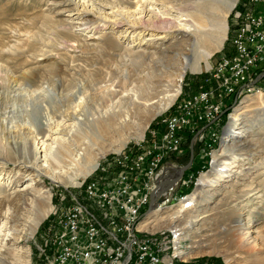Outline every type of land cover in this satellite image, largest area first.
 <instances>
[{
	"label": "rangeland",
	"instance_id": "obj_1",
	"mask_svg": "<svg viewBox=\"0 0 264 264\" xmlns=\"http://www.w3.org/2000/svg\"><path fill=\"white\" fill-rule=\"evenodd\" d=\"M74 1L0 0V66L3 68L0 69V73L4 72L0 75L2 86H5L6 83L8 85L10 82L8 80H14L16 86L19 83V86H22V84L24 85L22 82L32 78L33 87L44 88L43 85H45L46 92L57 79H61V83L67 85L68 79L72 77V72L76 69L81 74L94 73L97 83L99 82L98 86L106 87L111 84L113 79L119 82L118 79L130 75L139 81L149 72L151 64L145 66L146 61L136 58L134 61V58L132 59L115 47L116 35L121 34V31L129 25L113 28L111 25H105L97 20L101 12L98 8L110 11L112 5L130 6L129 1L131 0H93L96 5L95 12L84 11L85 15L81 19H76L78 9ZM243 3H246V0H238L230 11L227 18L226 40L222 48L214 51L209 59V67L206 61L202 60L200 71L188 68L183 75L180 94L166 110L156 116V111L170 101L172 93L159 89L160 91L152 96L149 105L131 113V118L126 122H117L118 124L113 125L114 128L99 133L97 139L95 138V143H97L94 147L96 150H94L100 152L102 156L99 158L97 167H102L113 156L130 146L137 145L141 140H149L150 133L154 132L162 122L166 121V117L176 110L181 97L192 94L199 88L203 82L202 78L210 66L221 56L233 51L231 40L236 28L235 13L244 9ZM90 8L93 7L90 6ZM173 13H176V10ZM78 20H80L79 22L84 20L81 27L71 28L67 24L70 21L77 23ZM160 24L166 25L164 26L165 30L174 34L172 25ZM130 37L122 39L121 46L126 47L128 42L132 43ZM93 42L103 45L105 49L92 48ZM190 44L192 43L187 37L181 34L176 37L168 35L166 38L157 40L149 51L157 50L159 53L162 51L166 53L160 63L161 68L171 64L179 66L184 55L194 58ZM145 47L147 45L143 44V46L138 45L133 48L139 51L144 50ZM56 66L60 68L58 76L54 74L57 73ZM177 73L175 71L173 75L175 81L178 79ZM6 75L10 78H7ZM47 79H50L51 82L47 83ZM11 85L16 89L13 83ZM2 86H0V91L4 90ZM236 109H239L237 114H241L235 118L234 122L232 114L236 113ZM225 115H227L228 126L223 134L226 123L222 125V121L219 122L220 138L217 140L213 155L199 156L193 161L194 167L197 166L196 169L199 170L197 177H192L191 183L185 188H177L172 191L161 206L153 209L150 213L139 215L138 222L141 223L148 215L158 210L153 218L157 217L159 221L155 222V227H148L147 230L151 231V234L157 233V238H159L158 236L165 238V261H169V256L170 259L173 258V264H264V201L261 203L255 199L253 202L257 205L251 204L250 207H242L248 202V199L252 200L262 192L253 195L254 191L250 190L251 188L260 190L264 187V93L258 94L254 88L243 91L241 94L238 92L234 100L225 107ZM39 120L37 118V122ZM152 124L155 126L152 127ZM247 125H250L251 129H248L246 134L234 141H228L230 126L231 128L242 126L247 128ZM140 135L143 136L140 138ZM117 148L122 149L117 151ZM224 148H227V151H224ZM193 149L194 155L198 156V147ZM190 154L191 150L181 158V165L188 163ZM1 158L4 157L0 156V198L5 191L12 192L25 188L30 183L28 181L31 180L33 183L37 182L38 188L48 190L47 194L51 196L52 210L39 224L32 237L29 235V227L30 224H33L36 212L29 209L25 211L19 209L20 211L17 212V217L22 220L20 224L18 223L17 228L27 232L26 237L20 243L26 251V255L28 252L26 259L29 260V264H48L53 247L51 227L53 221L59 218L62 197L65 194L67 197L65 203H68L70 194L76 192L79 185L54 182L44 175L38 178L33 173L26 172L21 165L13 161H4L3 165ZM235 159L240 162H233ZM240 167L244 168L246 172H240ZM93 172L94 170L86 177L82 176L81 183L88 180ZM178 173L177 171L176 174ZM176 174L173 173L172 176ZM203 174H208L209 179L216 182H209L203 187V190H199V179ZM197 183L198 186H196ZM251 183L252 185H250ZM196 191L199 194L198 200L195 201L197 207L192 212H183L184 215L172 224L170 215L175 212V207L181 200L188 198ZM179 192L181 194L178 196ZM254 206L257 208L254 210L255 223L251 231H253L252 236L257 239L256 245L251 243L252 239H250L251 241L243 240L233 231L234 225L239 222L238 219H245L249 208ZM192 220H197L196 224H193ZM176 225H178L179 231L175 232ZM197 226H200L202 231L194 232ZM166 229L174 231L173 237L167 238ZM136 232L143 235V228L140 224L138 227L136 226ZM189 234L190 236L187 237ZM192 248L193 254L188 255L187 251ZM177 249L185 253L183 257L177 253Z\"/></svg>",
	"mask_w": 264,
	"mask_h": 264
},
{
	"label": "bare ground",
	"instance_id": "obj_2",
	"mask_svg": "<svg viewBox=\"0 0 264 264\" xmlns=\"http://www.w3.org/2000/svg\"><path fill=\"white\" fill-rule=\"evenodd\" d=\"M74 2L78 9L76 19H81L85 15L84 11L95 12L96 5L93 0H75ZM129 2L130 6L112 5L110 11L98 8L101 12L97 20L105 25L109 24L113 28L129 25L121 31V34L116 35L115 47L132 59L134 58V61L140 59L146 61L145 66L151 64L149 72L141 78L138 77L141 83H138L137 78L133 79L130 75H125L120 78L121 80L118 79V85L113 79L111 84L106 87L98 86L99 82L97 83L94 73L81 74L74 69L67 85L62 84L61 79H57L46 92L45 85H43L45 89L33 87L32 78L22 82L24 83L22 86H19L20 83L16 86L14 80H8L10 82L8 85L6 83L5 86L0 84L4 89L0 91V156L2 155L6 159L1 158L3 165L4 161H13L21 165L26 172L33 173L38 178L44 175L54 182L80 185L81 177H86L95 170L99 164V158L102 156L94 148L97 143H95V138L98 137L99 133L107 132L120 121L126 122L131 118V113L149 105L154 93L160 90L167 93L172 92L170 101L159 108L156 114L163 112L180 94L183 75L188 68L200 71L202 60H205L209 67V59L214 51L222 48L226 40L227 18L238 0H131ZM175 10L176 13H173ZM79 21L77 23L70 21L67 24L71 28L81 27L83 21ZM160 23L172 25L174 34L168 33L164 28L166 25ZM178 34L187 37L192 43L190 49L194 53V58L184 55L181 66L171 64L161 68L160 63L166 53L149 50L153 48V44L157 40L166 38L168 35L176 37ZM129 37L132 39V43L128 42L126 47L121 46V40ZM92 44V48L105 49L99 43L94 44L93 42ZM143 44L147 45L144 50L136 51L133 48L138 45L143 46ZM136 54L138 56H135ZM2 65L4 64L2 63ZM57 66L55 68L57 73H54L56 76H58L60 69ZM175 71L178 72L176 81L173 80ZM7 75L6 77L10 78ZM0 80L2 81V79ZM46 82H51V80L47 79ZM11 83L16 86V89ZM253 88L258 94L264 93V85L249 87L238 92L241 94L243 91ZM11 92L12 94H10ZM239 109H236V113L232 114L234 122L235 118L241 114H237ZM37 118L40 119L39 122H37ZM227 126L228 124L225 126L223 134ZM231 126L228 130L229 142L242 137L248 129H251L250 125H247V128L246 126L231 128ZM142 136L140 135V138ZM121 149L117 148V151ZM224 149L227 151V148ZM233 162L240 161L235 159ZM243 171L245 169L240 167V172ZM178 176L179 173L176 174L174 180ZM28 182L30 183L25 188L12 192L5 191L0 198V264H29V260L26 259L28 252L26 255V251L20 245L27 232L17 228V225L22 221L20 217H17L19 209L22 211L29 209L36 212L33 224H30L29 227L31 237L52 210L51 196L47 194L48 190L38 188L37 182L33 183L32 180ZM209 182L216 181L209 179L208 174H203L199 179L198 189L203 190V187ZM250 190L254 191L252 192L253 195L262 192L253 197L252 200L248 199V202L242 206L243 208L250 207L251 204L257 205L253 202L255 199L261 203L264 201V187L260 190L255 188ZM197 191L178 203L175 212L170 215L172 224L184 215L183 212H192L197 207V202H195L199 198ZM256 208L257 206L249 208V213L245 214L246 218L238 219L239 222L234 225V230L232 229L243 240L251 241L250 239H252L251 243L254 245L257 244V239L252 236L251 228L255 223L254 210ZM157 211L148 215L141 223L138 222L141 228L155 227L159 219L153 218V216ZM150 212H146V214ZM192 221H194L193 224L197 222V220ZM175 227V232L179 231L178 225ZM198 231H202L200 226L194 230V232ZM136 235L141 234L136 232ZM158 237L160 238V236ZM192 251L193 248L187 251V254H193ZM177 253L182 257L185 254L178 249ZM168 260L164 261L172 262V257L170 259L168 256Z\"/></svg>",
	"mask_w": 264,
	"mask_h": 264
},
{
	"label": "built area",
	"instance_id": "obj_3",
	"mask_svg": "<svg viewBox=\"0 0 264 264\" xmlns=\"http://www.w3.org/2000/svg\"><path fill=\"white\" fill-rule=\"evenodd\" d=\"M243 8L235 13L233 51L210 67L195 92L181 97L149 140L97 167L68 203L63 195L62 211L51 227L48 264H173V258L164 261L165 238L145 227L143 235H136L138 218L148 212L156 181L170 186L192 147L199 149L195 158L213 155L224 109L238 91L264 85V0H246ZM198 172L192 163L163 194L169 198L175 189L185 188ZM166 230L167 238L172 237L174 231Z\"/></svg>",
	"mask_w": 264,
	"mask_h": 264
},
{
	"label": "water",
	"instance_id": "obj_4",
	"mask_svg": "<svg viewBox=\"0 0 264 264\" xmlns=\"http://www.w3.org/2000/svg\"><path fill=\"white\" fill-rule=\"evenodd\" d=\"M159 114L160 113H157L156 116H158ZM225 125H227V123ZM194 158H195L194 149L192 147L191 148V154H190V160L188 161L187 164H185L184 166H182L180 168L178 178L176 180H173L172 182H170V184H171L170 186L175 185L183 177L185 171L191 167ZM170 186H168V183L166 180L159 179L156 181L155 188L153 189V191L151 193V200L149 203L148 212H150L153 209L161 206V204L167 199V196L164 195L163 192L169 191V189L171 188ZM196 186H198V183L196 184Z\"/></svg>",
	"mask_w": 264,
	"mask_h": 264
},
{
	"label": "trees",
	"instance_id": "obj_5",
	"mask_svg": "<svg viewBox=\"0 0 264 264\" xmlns=\"http://www.w3.org/2000/svg\"><path fill=\"white\" fill-rule=\"evenodd\" d=\"M206 76H207V74L205 73L204 76H203V78H202V80H203ZM226 116H227V115L223 116V118H222V125L226 123V119H227ZM151 126L153 127V126H155V125L152 124ZM148 136H149V133L147 134V137H148ZM181 264H182V263H181Z\"/></svg>",
	"mask_w": 264,
	"mask_h": 264
}]
</instances>
